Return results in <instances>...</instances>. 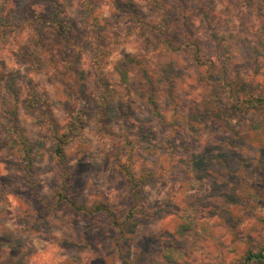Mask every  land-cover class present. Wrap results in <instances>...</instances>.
I'll return each instance as SVG.
<instances>
[{
  "label": "rangeland",
  "instance_id": "374dc122",
  "mask_svg": "<svg viewBox=\"0 0 264 264\" xmlns=\"http://www.w3.org/2000/svg\"><path fill=\"white\" fill-rule=\"evenodd\" d=\"M63 1L71 46L54 51L61 72L65 62L76 63L84 84L80 93L65 89L52 69L36 70L19 52L33 50L35 26H28L30 14L17 11L12 0H0V264H123L111 242L114 229L102 216L41 207L22 181L13 131L33 150L44 197L60 173L50 133L24 108L33 89L50 100L60 126L68 111L86 113L83 137L70 148L69 182L78 201L89 207L105 201L123 219L132 196L119 163L129 164L133 149L136 173H153L140 192L141 212L128 225L125 252L134 264H244L249 254H260L264 109L237 111L225 84L242 99L264 98V0H166L171 35H186L198 45L207 62L201 67L191 64L188 52L168 53L131 30L116 2L132 1L157 20L144 0H92L103 12L106 36L116 38L102 78L114 99L122 106L129 102L133 112L125 121L113 112L103 133L95 122L99 77L88 14L83 0ZM13 33L19 42L10 54ZM43 34L57 46L47 28ZM11 91L18 95L16 109ZM150 96L162 118L155 116ZM250 264H264V258Z\"/></svg>",
  "mask_w": 264,
  "mask_h": 264
},
{
  "label": "trees",
  "instance_id": "16d2710c",
  "mask_svg": "<svg viewBox=\"0 0 264 264\" xmlns=\"http://www.w3.org/2000/svg\"><path fill=\"white\" fill-rule=\"evenodd\" d=\"M150 6V9L158 15V19L153 21L144 15L140 7L134 2L129 1L125 4L116 2L117 9L120 12L127 13L129 20L132 23L131 30H140L142 36L149 38L154 47H160L168 53H179L184 51L189 53L191 64L196 67L206 65L200 53L197 44L193 43L186 35L177 39L171 35L168 28L171 15L167 8L166 0H144ZM16 4L17 11H21L23 15L30 14L27 21L28 26H35L34 32L30 37L32 49L29 52L20 49L19 52L26 57L36 70L50 68L54 71L57 78L63 84L65 89L73 90L76 93L82 92L84 87L82 74L76 68V63L65 62V71L61 72L55 55V49L59 48L60 52H66L71 46V25L68 21V10L66 3L63 0H12ZM46 6L47 10L37 11L34 5ZM84 10L88 14L89 28L91 33V51L93 54L94 68L98 74V88L96 100L98 102V110L95 118L97 129L103 133L106 128L104 124L114 112L119 114L122 121L133 114L129 102L122 106L119 98L114 99V89L109 86V83L102 78L104 71L108 68L110 58L113 55V46L116 38H108L105 34V24L101 23L102 11L93 3L92 0H83ZM16 19V17H14ZM43 28H47L52 38L56 41V45L50 44L48 39L43 34ZM11 31H6V36H10ZM9 43L10 54L16 53L15 44L19 42L18 34L13 33ZM219 61V59H218ZM121 65H125L122 63ZM226 77L223 75V82H226ZM225 86L229 89L230 99L234 102V107L237 111L244 114L254 109H264V98L259 96H239L234 93L233 86L226 83ZM13 97L14 108H17L18 95L10 92ZM116 100V102H115ZM150 105L155 111V116L162 118L158 113L155 101L152 96L149 97ZM123 107V108H122ZM25 111L33 115L37 119V124L46 129L52 139L53 156L59 166L60 173L58 181L49 185L50 196L44 197L38 191L39 181L36 177L35 159L33 150L29 144L21 138V136L13 131V145L18 148L19 155L22 160V172L24 184L30 189L31 195L39 206L47 209H58L61 206L65 207L73 216H84L94 218L102 216L108 226L114 229V235L111 242L116 249L118 257L123 264H134L130 257L125 252L128 225L132 222L135 216L141 212V196L140 192L146 182L152 179L153 173L149 170L142 171L137 174L134 170L133 149H130L129 164L119 163V172L130 187L132 204L129 205L126 215L120 219L116 211L109 206L105 201L96 202L89 207L84 202L78 201L75 192L71 189L72 185L69 182L71 169L69 168L70 148L74 146L83 137V132L86 129L87 119L84 110L77 112L68 111L66 121L63 126H60L52 113L51 102L45 95H41L37 90H32L24 105ZM125 144L130 145L131 141L125 139ZM126 145V146H127ZM264 258V249L257 256L249 254L244 264H250L254 259Z\"/></svg>",
  "mask_w": 264,
  "mask_h": 264
}]
</instances>
